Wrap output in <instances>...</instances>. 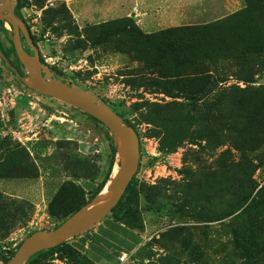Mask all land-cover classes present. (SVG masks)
<instances>
[{
    "label": "rangeland",
    "instance_id": "rangeland-1",
    "mask_svg": "<svg viewBox=\"0 0 264 264\" xmlns=\"http://www.w3.org/2000/svg\"><path fill=\"white\" fill-rule=\"evenodd\" d=\"M135 1L18 0L16 6L44 63L99 94L138 132L140 166L108 215L144 235L123 264H243L235 232L241 223L250 229L240 214L250 192L264 189V122L253 115L257 108L241 106L262 99L242 98L249 93L237 88L264 87V73L249 69L240 75L236 62L231 67L219 62V69L229 71L223 83L229 92L223 109H214L217 93L200 99L170 85L168 93L157 88L158 74L141 60L151 62L152 54L138 55L133 37L112 35L116 25H107L131 18L141 32L155 34L227 19L247 2L220 20L177 25L175 13H204L181 0L152 1L155 13L164 6L170 17L162 24L154 19L153 32H147L149 26L134 16ZM244 20L233 17L222 28L240 37ZM10 31L0 20V45L17 65ZM114 149L103 123L31 89L0 59V264L30 234L53 230L68 218L49 209L62 186L77 187L86 201L97 192L118 165ZM254 236L264 241V223ZM84 259L67 243L26 264H84Z\"/></svg>",
    "mask_w": 264,
    "mask_h": 264
},
{
    "label": "trees",
    "instance_id": "trees-1",
    "mask_svg": "<svg viewBox=\"0 0 264 264\" xmlns=\"http://www.w3.org/2000/svg\"><path fill=\"white\" fill-rule=\"evenodd\" d=\"M246 2L247 7H245L244 10L242 9L227 19H222L206 25L171 28L155 34H145L141 32L139 28L134 25V21L131 18L114 21L107 26L109 27L113 24L116 25L114 26L115 28L112 32H110L112 35L123 33L129 37H133L135 39L133 43V51H135L138 55L143 56V54H152V63L146 61V59L141 60H143L146 64L149 63L150 65L147 67L154 68L155 72L158 74V77L155 78L153 83L157 88L168 93V90H166L165 87L170 85L171 87L181 90L187 95L200 97V99L201 96L203 99H211L212 95L217 93L219 97L216 99L213 108H219V110H222L223 106L221 105V102L226 99L229 92L228 89L223 87V83L226 81V76H229V71L222 68L219 69L217 66L219 62L224 61L229 67H231L233 62H236L238 67L237 73L240 75L244 73L246 74V71L249 69H255V71L260 69L264 73V29L261 28V26L264 25V0H246ZM16 13L19 15L17 8ZM238 16L245 19L243 21L240 37H236L230 30H228L229 28H222V25L225 22ZM2 22L6 23V21ZM105 31L106 33L109 32V30ZM236 42L239 43L236 44ZM0 48L4 55L8 58L10 64L14 66L21 75H24V67L18 56V64L16 65L13 61H11L1 45ZM13 49L16 53L14 45ZM30 53L32 54L33 52L31 51ZM0 59L2 58L0 57ZM60 76L62 75L57 73V77ZM64 78L79 84L74 78ZM243 80L247 81L248 79ZM237 89L241 93H249L247 95L241 94L242 98L257 96V98L259 97V99H262V102L258 104H252L244 101L241 103V106H243L246 110L254 107L257 108L253 115L258 118L260 117V120H262L263 123L264 87L254 90H250V88L247 87ZM215 90H218V92H214ZM95 95L105 102L104 98L99 94ZM206 102L208 103V101ZM110 108L112 107L110 106ZM113 109L119 116L124 118L121 112L119 113L115 108ZM92 118L100 122L96 118ZM124 120L127 124H130L125 118ZM114 150L117 152L116 149ZM112 170L113 168L111 169L109 176L103 182L102 186L87 201L83 198L81 190L77 187L73 186L74 190H72V188L67 184L62 186L59 193L50 203L49 209L51 214L53 216L63 215L64 217H69L75 211L80 209L81 206H84L86 203L91 201L104 188L110 179ZM133 180L127 189L128 191L133 184ZM126 193L118 204L123 201ZM248 197L250 202L248 206L242 210L243 212H241L240 215L247 221L250 229H244L242 223L239 225L242 230L240 231L238 229L235 232L236 246H238L242 252L243 264H264V241L256 239L254 236L256 231L261 230L264 223V189L257 193H255L254 189L250 192ZM114 210L115 207L112 211ZM108 219L109 217H107L104 221H107ZM113 221L123 230H128L126 227L122 226L121 223H119L122 222L121 220L113 218ZM128 234L136 237V234L132 231H128ZM109 236L110 238H117L113 233H110ZM67 243L69 244V241L54 248L41 251L33 257L46 252H54ZM135 246L136 245H133L129 248L128 252H131ZM72 247L81 257H83V259L85 258L84 264H94L87 254H82L73 245Z\"/></svg>",
    "mask_w": 264,
    "mask_h": 264
},
{
    "label": "water",
    "instance_id": "water-1",
    "mask_svg": "<svg viewBox=\"0 0 264 264\" xmlns=\"http://www.w3.org/2000/svg\"><path fill=\"white\" fill-rule=\"evenodd\" d=\"M16 5L18 0H1L0 20L12 26L9 35L24 67V75L10 64L1 48L0 57L31 89L75 106L103 123L113 137L119 162L116 166L118 170L112 172L104 188L91 201L55 229L30 234L6 264H26L35 254L59 246L101 223L121 201L140 166V137L137 130L97 95L71 80L57 77V73L43 63L41 51L31 31L16 13ZM24 40L30 49L25 46Z\"/></svg>",
    "mask_w": 264,
    "mask_h": 264
},
{
    "label": "crops",
    "instance_id": "crops-1",
    "mask_svg": "<svg viewBox=\"0 0 264 264\" xmlns=\"http://www.w3.org/2000/svg\"><path fill=\"white\" fill-rule=\"evenodd\" d=\"M151 1V3H150ZM152 1L156 0H136L134 2V16L140 20L143 26H149L147 32H153V24L150 22L158 19L159 23L170 17L165 13V7L157 9L158 14L154 12ZM193 4L192 8L203 12V15L189 16L188 14H173V22L177 25H193L197 24L195 21L207 18L210 21L220 20L226 15L234 12L233 8L244 7V0H181ZM153 12V13H152ZM138 13V15H136ZM152 13V14H151ZM206 19V20H207ZM208 20V21H209ZM202 23V22H200ZM121 223L122 226L128 230H123L118 226L113 218L109 217L107 221H102L98 225L88 229L80 235L69 240V243L76 247L82 254H87L94 264H120L119 256L121 253L130 254L144 241V235L137 232L126 224ZM128 231L136 234V237L130 236ZM116 235L115 238H110L109 234ZM136 245L131 252L129 248Z\"/></svg>",
    "mask_w": 264,
    "mask_h": 264
},
{
    "label": "built area",
    "instance_id": "built-area-1",
    "mask_svg": "<svg viewBox=\"0 0 264 264\" xmlns=\"http://www.w3.org/2000/svg\"><path fill=\"white\" fill-rule=\"evenodd\" d=\"M52 4V3H51ZM120 259V264H123L124 262H126L129 259V254L128 253H121V255L119 256Z\"/></svg>",
    "mask_w": 264,
    "mask_h": 264
},
{
    "label": "bare ground",
    "instance_id": "bare-ground-1",
    "mask_svg": "<svg viewBox=\"0 0 264 264\" xmlns=\"http://www.w3.org/2000/svg\"><path fill=\"white\" fill-rule=\"evenodd\" d=\"M118 170V167L115 169V171H117ZM105 192V191H104Z\"/></svg>",
    "mask_w": 264,
    "mask_h": 264
},
{
    "label": "clouds",
    "instance_id": "clouds-1",
    "mask_svg": "<svg viewBox=\"0 0 264 264\" xmlns=\"http://www.w3.org/2000/svg\"><path fill=\"white\" fill-rule=\"evenodd\" d=\"M141 157V156H140Z\"/></svg>",
    "mask_w": 264,
    "mask_h": 264
}]
</instances>
